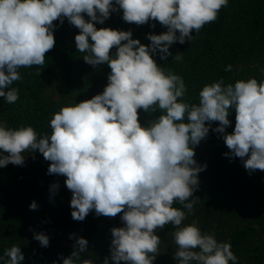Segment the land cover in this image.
Returning <instances> with one entry per match:
<instances>
[{"label":"clouds","instance_id":"obj_1","mask_svg":"<svg viewBox=\"0 0 264 264\" xmlns=\"http://www.w3.org/2000/svg\"><path fill=\"white\" fill-rule=\"evenodd\" d=\"M228 3L0 0V97L9 104L19 99V89L11 85L22 79L20 69L43 66L46 53L54 48V21L63 24L66 18L79 29L75 45L87 64H107L111 70L101 94L62 106L53 114L50 134L0 121V168L22 166L26 152L38 151L50 162L49 175L66 177L73 220L83 221L93 210L105 217L122 213L124 226L111 229L114 264H153L161 243L157 230L169 224L175 229L171 236L177 264H237L230 242L202 232L195 221L183 222L194 214L198 174L207 167L197 163L194 149L206 139L213 122L218 127L212 131L225 133L234 110V131L223 135L229 149L224 155L240 158L250 173L264 171V79L226 84L221 78L205 84L198 102L192 103L184 99L183 78L153 58L159 52L160 59L166 60L172 55V44L192 41V32L198 34L216 21ZM118 10L125 22L139 26L158 21L167 31L149 34L151 43L144 45L132 38L131 31L95 26ZM173 59L179 62L183 56L178 53ZM225 71H232V66ZM138 110H159L160 115L145 127ZM58 188L56 183L51 185L52 192ZM176 203L182 208L174 207ZM29 207L35 210L36 202ZM33 238L42 247L49 246L46 234L36 233ZM73 247L70 256H61L63 264H94L93 259L81 258L88 248L85 238L76 239ZM24 259L17 245L0 256L3 264H21ZM103 264H109V258Z\"/></svg>","mask_w":264,"mask_h":264},{"label":"trees","instance_id":"obj_2","mask_svg":"<svg viewBox=\"0 0 264 264\" xmlns=\"http://www.w3.org/2000/svg\"><path fill=\"white\" fill-rule=\"evenodd\" d=\"M122 15V10L112 12L103 24L95 26L131 31L132 38L144 45L151 43L149 34L167 31L158 21L138 26L125 22ZM54 24L55 46L46 53L44 65L21 68L22 79L11 85L19 89V99L9 104L0 97V121H7L10 127L32 126L38 134H50V120L62 106L91 99L107 85L111 71L108 65L93 67L78 52L75 35L79 29L66 18L63 24ZM192 36V41L172 44V55L166 60L160 59L159 52L153 56L159 66L183 78L187 87L185 100L198 102L202 87L221 78L226 84L264 79V0H229L216 21L204 25L198 34L193 31ZM115 51L113 48L112 54ZM178 53L183 56L179 62L173 59ZM228 65L232 66L230 72L225 71ZM240 65L245 66L243 71H239ZM53 86L58 87L57 100L46 95ZM138 112L145 127L160 115L159 110ZM229 119L231 124L225 129L228 134L234 131V110ZM216 127L218 122H213L206 139L195 146V160L207 167L198 174L199 186L193 195L199 200L194 214L183 223L195 221L202 232H213L218 241L230 242L237 264H264V171L250 173L240 158L225 156L229 152L223 140L225 133L212 131ZM37 153L26 152L22 166L8 164L0 168V256L17 245L25 257L21 264H63L61 256H70L76 239L83 237L88 248L81 253L82 259L103 264L109 258V264H114L110 259L111 229L124 226L122 213L105 217L97 216L93 210L83 221L73 220L71 196L61 188L51 191L52 184L65 183L66 177L49 175L50 162L42 154L34 158ZM33 201L37 204L35 210L29 207ZM173 206L182 208L179 203ZM174 230L171 224L157 230L161 243L153 264H177L171 236ZM36 233L49 237L48 247L33 238ZM64 240L70 245H64Z\"/></svg>","mask_w":264,"mask_h":264},{"label":"rangeland","instance_id":"obj_3","mask_svg":"<svg viewBox=\"0 0 264 264\" xmlns=\"http://www.w3.org/2000/svg\"><path fill=\"white\" fill-rule=\"evenodd\" d=\"M239 71H243V69H245V66L243 65H240L238 67ZM47 96H50L52 100H57L58 99V87L57 86H53V87H50L48 90H47ZM41 155V153H37L34 158H38L39 156ZM249 178H252V176H249ZM59 188L63 189L65 192H67L71 197H72V193L70 192V190L67 189L65 183H61L59 185ZM199 227V226H198ZM200 228V227H199ZM62 243L64 245H70V243H68L67 241H62Z\"/></svg>","mask_w":264,"mask_h":264}]
</instances>
